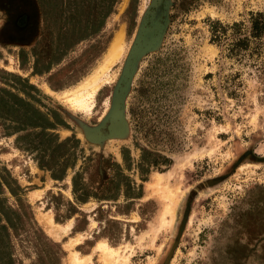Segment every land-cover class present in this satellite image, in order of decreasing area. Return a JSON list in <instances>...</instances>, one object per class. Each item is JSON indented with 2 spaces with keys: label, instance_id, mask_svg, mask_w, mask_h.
Returning <instances> with one entry per match:
<instances>
[{
  "label": "rangeland",
  "instance_id": "1",
  "mask_svg": "<svg viewBox=\"0 0 264 264\" xmlns=\"http://www.w3.org/2000/svg\"><path fill=\"white\" fill-rule=\"evenodd\" d=\"M37 5L31 43L2 32L0 11V263L70 264L76 252L102 264L105 243L128 264H264V30L251 27L264 0H163L161 37L131 71L126 131L102 142L85 127L112 105L153 0ZM117 34L110 81L89 111L73 109L65 93ZM74 176L107 200H76ZM48 217L66 232L49 234Z\"/></svg>",
  "mask_w": 264,
  "mask_h": 264
},
{
  "label": "flooded vegetation",
  "instance_id": "2",
  "mask_svg": "<svg viewBox=\"0 0 264 264\" xmlns=\"http://www.w3.org/2000/svg\"><path fill=\"white\" fill-rule=\"evenodd\" d=\"M162 1L163 0H155L156 6H154L152 10H150L147 14L144 15V17L146 16L147 18V22L145 26L150 25L151 19L157 20L158 22L157 30H156V34L158 33V35H156L154 32V36L151 37L149 40L150 44H151V41L152 43L157 42L162 34L161 33L162 29L160 25V17L162 14L160 3ZM37 3H38V0H0V11L4 13H8L10 15V21L8 22L6 21V24L4 25L2 29V32L6 34L10 40L15 41V42L22 41L24 43H31L34 40V37L37 35V31L39 29L40 11H39V7ZM141 22H140V25H141ZM139 27L136 32V37L134 39L135 42H136V38L139 32ZM135 42L133 44V47L135 45ZM151 47H154V45L152 44ZM132 49H130V51L128 52L126 61ZM117 86L118 87L120 86V81L117 84ZM114 105H115V102H113L112 100V105H110L108 112L106 113L102 121H100V123L97 126H94L91 128L85 127V134L88 140L92 142H102L106 139L120 138L122 134L126 131L125 117H124V111H123V102L122 103L118 102V104H116L115 107ZM71 182H72L73 194H75L76 196L81 195V197H85L86 199L84 202L81 201V203H85L87 199L89 198H94L98 201L107 200L105 199L106 197L102 198V197H96L94 195L87 196L86 194L83 193V191L81 192L82 190L81 187H77L76 176L72 178Z\"/></svg>",
  "mask_w": 264,
  "mask_h": 264
},
{
  "label": "bare ground",
  "instance_id": "3",
  "mask_svg": "<svg viewBox=\"0 0 264 264\" xmlns=\"http://www.w3.org/2000/svg\"><path fill=\"white\" fill-rule=\"evenodd\" d=\"M122 52V35L117 34L108 48L103 64L95 72L86 77L77 87L65 93L63 97L65 101H67L75 110L89 111L96 92L101 86H103V84L108 83L111 79L110 75L107 73L108 68L120 58ZM166 211L170 212V209L168 208ZM45 224L49 234L55 238H58L61 232L64 234L68 229V226L61 227L55 225L51 217L45 219ZM77 242V240L69 242L68 247H72ZM115 249L110 248L105 243L98 245L97 250L101 253L100 259L102 264H128V259L120 258L119 252ZM69 257L70 264H91L90 257L82 258L76 252L71 253Z\"/></svg>",
  "mask_w": 264,
  "mask_h": 264
},
{
  "label": "water",
  "instance_id": "4",
  "mask_svg": "<svg viewBox=\"0 0 264 264\" xmlns=\"http://www.w3.org/2000/svg\"><path fill=\"white\" fill-rule=\"evenodd\" d=\"M153 4H154V6H156L155 0H153ZM146 22H147V18L145 16V17H143L141 25L139 27V32H138V35L136 38L135 45H134L132 51L130 52V54L127 58L125 67L123 69V75H122V78L120 81V86L119 87L117 86L115 91H114L113 102H115V105L118 104V102H120V103L123 102V98H124V95H125L127 87H128L131 71H132L133 66L136 63V60L138 59V57L140 55H142L145 51H147L148 48L151 47L153 44L152 41L150 44L149 40L151 37L154 36V32L156 34L158 22H157V20L151 19L150 25L145 26ZM156 35H158V33ZM156 38H157V36H156ZM115 105H114V107H115Z\"/></svg>",
  "mask_w": 264,
  "mask_h": 264
},
{
  "label": "trees",
  "instance_id": "5",
  "mask_svg": "<svg viewBox=\"0 0 264 264\" xmlns=\"http://www.w3.org/2000/svg\"><path fill=\"white\" fill-rule=\"evenodd\" d=\"M219 25L218 23H212L211 25V31L214 32L215 31V28L216 26ZM236 25V24H234ZM237 26V25H236ZM251 27H252V34L253 35H258L260 34V32L262 30H264V14L262 13H256V14H252L251 15ZM31 87V86H30ZM7 95H10V96H14L12 95V93H10L9 91L6 92ZM0 100L5 104L7 102H9V99L4 97L3 95L0 94ZM75 185V183H74ZM76 200L78 201H82L84 202L86 199L85 197H81V195H77L75 197ZM70 204V203H69ZM72 206V204H70ZM74 209V207H73ZM73 213H75V209L74 211L71 213V215H73ZM71 217V216H70ZM1 264V263H0Z\"/></svg>",
  "mask_w": 264,
  "mask_h": 264
}]
</instances>
